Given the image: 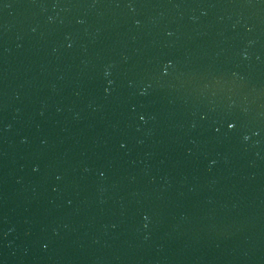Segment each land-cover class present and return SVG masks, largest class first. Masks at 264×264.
<instances>
[{
  "label": "water",
  "instance_id": "water-1",
  "mask_svg": "<svg viewBox=\"0 0 264 264\" xmlns=\"http://www.w3.org/2000/svg\"><path fill=\"white\" fill-rule=\"evenodd\" d=\"M0 264H264V0H0Z\"/></svg>",
  "mask_w": 264,
  "mask_h": 264
},
{
  "label": "snow or ice",
  "instance_id": "snow-or-ice-1",
  "mask_svg": "<svg viewBox=\"0 0 264 264\" xmlns=\"http://www.w3.org/2000/svg\"><path fill=\"white\" fill-rule=\"evenodd\" d=\"M228 127L230 128V129H232V130H234L235 129V127H236V125H235V123H229V125H228Z\"/></svg>",
  "mask_w": 264,
  "mask_h": 264
},
{
  "label": "clouds",
  "instance_id": "clouds-1",
  "mask_svg": "<svg viewBox=\"0 0 264 264\" xmlns=\"http://www.w3.org/2000/svg\"><path fill=\"white\" fill-rule=\"evenodd\" d=\"M147 219V218H146Z\"/></svg>",
  "mask_w": 264,
  "mask_h": 264
}]
</instances>
